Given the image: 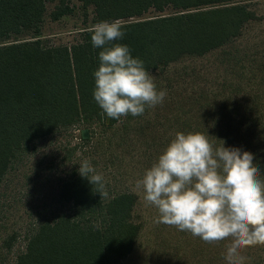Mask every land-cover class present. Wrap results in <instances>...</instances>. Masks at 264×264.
I'll list each match as a JSON object with an SVG mask.
<instances>
[{"label": "trees", "instance_id": "16d2710c", "mask_svg": "<svg viewBox=\"0 0 264 264\" xmlns=\"http://www.w3.org/2000/svg\"><path fill=\"white\" fill-rule=\"evenodd\" d=\"M76 1L92 9L93 25L55 43L41 34L44 19L72 15L71 0H0V183L37 142L79 123L95 147L130 154L134 169L141 159L150 168L180 132L249 151L264 174V35H244L262 20L254 0ZM116 19L125 35L105 47L127 45L167 95L143 115L112 119L93 98L103 47H93L91 29ZM57 198L68 209L36 225L14 264H121L133 254L142 231L136 192L100 197L73 169ZM229 243L204 242L210 264H226ZM240 254L243 264H264V246Z\"/></svg>", "mask_w": 264, "mask_h": 264}, {"label": "clouds", "instance_id": "9594fccd", "mask_svg": "<svg viewBox=\"0 0 264 264\" xmlns=\"http://www.w3.org/2000/svg\"><path fill=\"white\" fill-rule=\"evenodd\" d=\"M119 19L91 29L93 47H103L94 71L93 98L112 119L143 115L161 105L166 90L157 91L143 61L133 58L127 45L111 42L125 32ZM214 146L201 133H180L164 149L134 190L157 210L155 224L174 226L207 243L228 240L226 264H243L246 247L264 246V174L254 154L237 147ZM78 173L95 186L100 197L108 192L102 174L85 159Z\"/></svg>", "mask_w": 264, "mask_h": 264}, {"label": "rangeland", "instance_id": "374dc122", "mask_svg": "<svg viewBox=\"0 0 264 264\" xmlns=\"http://www.w3.org/2000/svg\"><path fill=\"white\" fill-rule=\"evenodd\" d=\"M71 3L75 5L72 15L57 21L46 15L43 37L64 43L79 35L82 28L93 25L92 9L84 12L78 1L71 0ZM53 6L48 4L47 13ZM252 6L262 20L253 23L244 35H264V0H254ZM82 129H88V137L84 138L88 141L81 139ZM90 135L89 128L82 123L59 130L37 142L6 174L0 183V264H14L17 254L25 248L26 236L36 225L68 209L57 198L59 180L78 169L85 159L104 177L108 196L123 190H132L138 195L135 216L142 223V231L133 254L121 264H210L204 241L199 237L174 226L154 223L157 210L146 205L143 194L134 190L135 182L143 177L149 165L142 166L141 159L140 168H132L125 164L130 157L125 150L95 147L96 135L92 138Z\"/></svg>", "mask_w": 264, "mask_h": 264}, {"label": "water", "instance_id": "95a60500", "mask_svg": "<svg viewBox=\"0 0 264 264\" xmlns=\"http://www.w3.org/2000/svg\"><path fill=\"white\" fill-rule=\"evenodd\" d=\"M81 133H82V137L83 138H87L88 137V129H82Z\"/></svg>", "mask_w": 264, "mask_h": 264}]
</instances>
